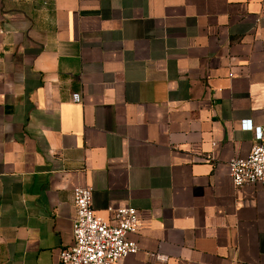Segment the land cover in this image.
Instances as JSON below:
<instances>
[{"label": "crops", "instance_id": "obj_1", "mask_svg": "<svg viewBox=\"0 0 264 264\" xmlns=\"http://www.w3.org/2000/svg\"><path fill=\"white\" fill-rule=\"evenodd\" d=\"M256 127L264 0H0V264H60L79 186L137 210L120 264H264Z\"/></svg>", "mask_w": 264, "mask_h": 264}, {"label": "built area", "instance_id": "obj_2", "mask_svg": "<svg viewBox=\"0 0 264 264\" xmlns=\"http://www.w3.org/2000/svg\"><path fill=\"white\" fill-rule=\"evenodd\" d=\"M80 101L79 94L74 95ZM229 175L236 188L260 184L264 187V131L255 128V143L246 157L228 162ZM76 217L72 224L73 243L59 253L60 264H120L139 247L128 238L137 230L138 213L133 207L108 210L111 220L97 216L92 206V189L79 186L73 191ZM161 259L164 256L158 255Z\"/></svg>", "mask_w": 264, "mask_h": 264}]
</instances>
